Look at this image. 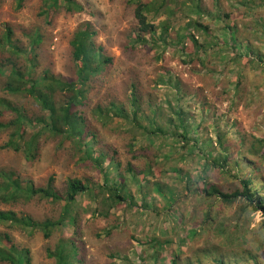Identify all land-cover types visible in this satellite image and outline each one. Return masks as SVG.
Segmentation results:
<instances>
[{"label":"rangeland","instance_id":"1","mask_svg":"<svg viewBox=\"0 0 264 264\" xmlns=\"http://www.w3.org/2000/svg\"><path fill=\"white\" fill-rule=\"evenodd\" d=\"M77 1L84 6L81 11H67L62 2L60 8L48 11L49 5L46 6L44 0H24L21 8L18 7L19 0H0V36L10 26L14 31L13 41L23 51H29L31 36L39 33L42 39L37 49L39 63L35 65V72L50 70L63 79L74 80L77 63L73 58L71 40L82 23L90 22L96 30L95 42L105 47L113 62L93 80L89 104L84 106L86 114L93 115L91 107L99 103L130 101L134 91L137 96L146 97L154 104L153 110L158 114L156 121L165 126L175 108L183 106L190 116L193 131L197 132L192 135L209 140L207 145H202L205 149L214 148L217 128L229 142L240 143L241 134L264 140V73H260L257 67L250 68L245 63L246 58L240 60L246 64L241 84L248 89L237 93L234 84L228 83L233 80V70L237 65L231 62L235 56L233 51H228L225 59L213 58L214 48L210 57L205 55L207 41L204 42V36L193 27L187 30V40L194 35L200 46L186 40L187 48L183 49V45L178 43L176 32L180 26L186 28L187 18L176 24L171 32L175 44L163 48L162 54H159L160 50L157 51L152 42L143 44L133 41L138 35V25L134 5L129 0ZM203 3L213 14L217 10L218 13L219 10L222 13L231 12V20L254 36V29L257 28L255 19L260 16L259 13L264 14V0H203ZM176 14L179 16L181 13L176 10ZM204 20L210 21L216 29L222 25L217 18L207 16ZM3 50L0 48V63L6 58ZM196 57L195 61H190ZM4 67L7 72L11 68L6 64ZM2 78L0 76V91L4 93ZM245 91L253 92V95L245 96ZM14 99L30 108V116L37 112L36 105L33 107L27 97ZM12 117V113H5L0 115V121L7 122ZM124 119L116 115L104 125L100 123L104 141L118 148L125 163L131 161L146 168L148 161L152 163L154 160L158 168L153 177L148 175L147 178L166 182L164 193L151 188L141 191L129 188L134 194L133 201L129 199L117 204L107 216L100 215L103 206L90 196H82L76 207V223L61 225L50 238H45L39 229L0 224V244L27 248L30 264H55V259L48 255V249L53 250L64 236L72 237L77 246L79 261L73 264H174L172 259L175 256L177 264H199L197 250L208 244L236 251L251 249L261 256L259 264H264L262 213L249 209L238 217L235 205L225 206L195 193L184 195V177L197 179V182L201 180L207 158L200 149L192 145L184 147L182 142L172 138V134L159 137L154 134L150 137L139 135L134 140L133 128ZM169 128L172 130V127ZM9 133L8 129L1 131L0 146L7 141ZM42 139L41 155L33 162L28 161L21 151L0 147V170H12L24 181H31L37 186L45 185L54 176L55 185L61 190L69 177L83 178L94 188L101 183L103 176L94 164L78 160L80 153L73 155L70 140L54 136L45 139V135ZM143 143H146L145 149ZM260 170L264 171V165ZM207 175L223 185L232 181L224 171L214 167L208 170ZM139 179L145 182L141 177ZM168 188L177 196H182L174 204L181 207V220H175L170 212H164L163 207L167 203L164 196L168 198L171 195ZM144 202H149L158 210H143ZM205 204H211L212 215L207 219L203 217ZM7 209L42 220L58 218L61 204L39 197L0 201V210ZM193 229L197 230V235L190 237L189 232ZM6 233L10 241L5 240Z\"/></svg>","mask_w":264,"mask_h":264},{"label":"trees","instance_id":"2","mask_svg":"<svg viewBox=\"0 0 264 264\" xmlns=\"http://www.w3.org/2000/svg\"><path fill=\"white\" fill-rule=\"evenodd\" d=\"M44 1L46 6L49 5L48 11L60 8L61 2L65 4L67 11H81L84 8L77 0ZM129 1L134 5V16L138 25V35L133 41H141L143 44L150 41L157 51L160 50L159 54H162L163 48L174 45L176 40L183 45V49H186V40L189 37L187 30L193 27L204 36V42L207 41L205 55L210 57L213 48L215 49L213 58L225 59L228 51L235 53L231 61L237 64L233 70L235 75L228 83L234 84L237 93L248 89V86L244 87L241 84L246 64H249L250 68L257 67L260 73H264V14L259 13L260 16L255 19L257 28L254 29V36L231 20V12L222 13L219 10L218 13L217 10V13L213 14L204 6L203 0ZM23 4L24 0H19L18 7L21 8ZM176 10L180 11L179 16ZM163 15L168 16L162 18ZM207 16L217 18L222 22L221 27L216 29L210 21H205L204 17ZM183 18L188 19L186 28L180 26L176 32V40H173L171 32L176 28V24H181ZM13 34L14 31L9 26L0 36V48L4 49L3 55H6L5 60L0 63V76H3L1 85L4 91V93L0 91V115L5 113L13 115L7 122L0 121V133L10 130L7 141L0 147L21 151L28 161L33 162L41 155L44 135L45 139L51 136L62 140L68 139L74 148L73 155L80 153L78 160L93 163L102 174L103 180L94 188L83 178L69 177L61 190L56 187L54 176H51L45 185L37 186L31 181H24L23 177L17 176L12 170H0V201L10 202L21 198L39 197L61 204L58 218L48 217L42 220L27 214H19L14 210H0V224L31 230L39 229L45 238H50L61 225L73 223L78 218L76 207L82 196H90L97 204L103 206L100 215L107 216L110 209L117 204L127 202L129 199L133 201L134 194L129 188L135 187L139 191L151 188L152 191L157 190L163 194L167 189L166 182L147 178L148 175L153 177L158 168L154 160L152 163L148 161L146 168H141L131 161L125 163L118 148L104 141L100 123L104 125L116 115L126 118L125 123L133 128L131 132L134 140L138 139L139 135L150 137V134H154L159 137L172 134V138L182 142L184 147L192 145L200 149L207 158L203 165L201 180L197 182V179L184 177L186 189L184 195L195 193L211 201H219L225 206L235 205L238 217L249 209L260 211L264 217V171L260 170L264 165L262 138L241 134L240 143L229 142L225 139V134L217 128L214 148L205 149L202 145H207L209 140L192 135L197 132L193 131L194 128L189 123L190 116L183 106L175 108L176 110L167 118L168 124L165 126L156 121L155 117L158 114L153 110L154 104L146 97L137 96L134 91L130 101L110 100L104 104L90 106L93 115H88L84 106L89 104L87 102L93 88L92 82L103 73L108 64L113 62V57L106 52L105 47L95 42L96 30H93L92 24L82 23L71 40L73 58L77 63L74 80L63 79L50 70L36 73L35 65L39 63L37 49L42 36L39 33L33 34L29 51H23L19 44L13 41ZM187 41L192 42L194 46H200V41L194 35ZM243 58H246V64L240 62ZM195 59L197 57L191 58L190 61ZM4 64L10 65L8 72ZM243 94L253 95V92L245 91ZM18 96L27 97L33 107L36 105L37 112L30 116V108L14 99ZM144 144L146 143L142 144L145 149ZM137 158L140 159V156ZM211 167L224 171L232 181L223 185L209 179L207 172ZM139 177L145 182L143 183ZM168 190L171 195L168 198L164 196L167 202L163 207L166 210L164 212H170L175 220H181L179 214L181 207H175L174 204L182 196H177L170 188ZM142 207L143 210H158L149 202H144ZM210 215L211 204H205L203 217L207 219ZM225 232L226 230L223 231ZM189 235L195 237L197 230L193 229ZM4 238L10 241L7 233ZM73 241L72 237L64 236L58 240L53 250L48 249V255L55 259V264H73L79 261L77 246ZM29 253L27 248H20L16 244L10 246L0 244L2 264H30ZM260 258V255L247 248L236 251L208 244L197 250L199 264H204V261L210 264H259ZM172 261L177 264V256Z\"/></svg>","mask_w":264,"mask_h":264}]
</instances>
